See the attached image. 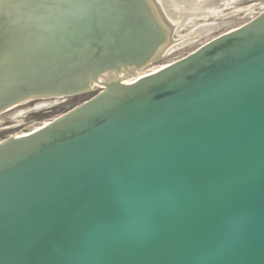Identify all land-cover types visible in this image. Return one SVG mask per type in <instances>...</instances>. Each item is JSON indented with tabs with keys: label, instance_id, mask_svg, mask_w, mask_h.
Instances as JSON below:
<instances>
[{
	"label": "water",
	"instance_id": "1",
	"mask_svg": "<svg viewBox=\"0 0 264 264\" xmlns=\"http://www.w3.org/2000/svg\"><path fill=\"white\" fill-rule=\"evenodd\" d=\"M160 0H0V264H264V11L186 56ZM117 76L116 79L109 80Z\"/></svg>",
	"mask_w": 264,
	"mask_h": 264
},
{
	"label": "rangeland",
	"instance_id": "2",
	"mask_svg": "<svg viewBox=\"0 0 264 264\" xmlns=\"http://www.w3.org/2000/svg\"><path fill=\"white\" fill-rule=\"evenodd\" d=\"M250 7L253 8L251 12L247 10ZM233 9H228L226 12L224 11L220 16L217 17L209 16V18H206L202 15L198 16V19H196L194 23L180 28L175 32V38L184 37V35L190 34L196 29L199 23H212L217 21L228 22L225 24L226 26L222 25L220 29L218 28L219 30L216 29L217 31H210L207 33L208 35H197L195 39H192L187 44H184L175 50L173 49L165 57L151 62L141 69L139 73L147 71L157 65L172 63L193 52L209 40L248 23L264 11V0H239ZM100 90V88L90 89L86 92L68 97H43L44 99L38 98L27 103H20L18 106L15 105L16 107L14 108L11 107L10 109L5 110L4 113L6 116V122L0 125V143L17 135L33 124L44 122L48 119L61 117L62 115L68 113L75 107L95 96ZM41 102H48L50 104L46 106L38 105Z\"/></svg>",
	"mask_w": 264,
	"mask_h": 264
},
{
	"label": "bare ground",
	"instance_id": "3",
	"mask_svg": "<svg viewBox=\"0 0 264 264\" xmlns=\"http://www.w3.org/2000/svg\"><path fill=\"white\" fill-rule=\"evenodd\" d=\"M160 1L162 2L164 7L166 8V10L169 12V14L174 19L175 32H176L180 28H182L186 25H189L191 23H194L196 21V19H198L197 18L198 16L202 15L206 18L207 17L209 18V16H215V17L220 16L224 11L226 12V10H228V9H233L235 4L239 0H160ZM247 10L251 12L253 10V8L250 7ZM226 23H228V22H218L217 21V22H212V23H210V22L209 23L208 22L199 23L197 25L196 29L193 32H191L190 34L184 35V37L174 38V44L171 46V48L163 56L158 57V58L165 57L173 49L175 50L176 48H179V47L183 46L184 44H187L192 39H195V37L197 35L202 36V35L209 33L210 31H214L218 28L220 29V27L222 25L226 26L225 25ZM233 30H235V29H233ZM233 30H231V31H233ZM226 33H228V32H226ZM223 34H225V33H223ZM139 71H141V70L131 72V74L126 75V77H124V79L138 74ZM116 77L117 76H114V77L110 78L109 80L116 79ZM27 102H30V100L29 101L26 100L23 103H27ZM23 103H21V104H23ZM48 104H50V103L41 102L38 105L46 106ZM18 105H16V106H18ZM16 106H13L12 108H14Z\"/></svg>",
	"mask_w": 264,
	"mask_h": 264
}]
</instances>
